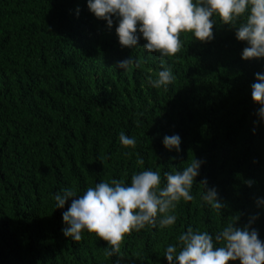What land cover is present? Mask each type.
Segmentation results:
<instances>
[{
  "label": "trees",
  "instance_id": "1",
  "mask_svg": "<svg viewBox=\"0 0 264 264\" xmlns=\"http://www.w3.org/2000/svg\"><path fill=\"white\" fill-rule=\"evenodd\" d=\"M112 18L109 28L88 0H0V264H169L166 247L189 226L214 236L228 223L243 229L252 216L264 242V204L256 202L264 199V119L251 95L264 58L244 60L247 42L214 15L213 39L181 33V50L162 64L139 30L138 45L122 47ZM129 58L140 67L117 66ZM164 68L175 80L154 88L149 77ZM121 132L135 147L120 143ZM173 134L179 152L163 143ZM195 158L205 163L174 225L133 230L111 256L95 233L64 235L73 198L56 208V193L82 195L113 179L127 185L144 170L157 171L164 188L166 172ZM212 187L219 211L203 200Z\"/></svg>",
  "mask_w": 264,
  "mask_h": 264
},
{
  "label": "clouds",
  "instance_id": "2",
  "mask_svg": "<svg viewBox=\"0 0 264 264\" xmlns=\"http://www.w3.org/2000/svg\"><path fill=\"white\" fill-rule=\"evenodd\" d=\"M88 8L97 18L106 20L109 28L113 25L112 17L119 18L116 32L122 47H136L139 30L147 41L143 48L149 53H160L162 64L165 63L163 57L174 56L181 50V33H192L199 41L213 39L214 15L223 24L237 28V39L247 42L242 52L244 60L264 58V0H88ZM241 17L244 20L237 27ZM133 64L140 67L139 61L131 58L119 61L117 66L128 69ZM255 77L251 95L253 101L261 105L257 109L258 117L264 119V74L257 72ZM174 80L169 68L159 71L156 79L149 77V83L157 89L167 87ZM119 141L125 147L136 145V139L123 132ZM163 143L169 150L175 148L179 152L181 137L178 134L165 136ZM138 163L142 165L144 161L140 159ZM203 163L204 160L195 158L182 171L166 172L164 188L160 187V174L153 170L134 174L127 185L116 179L98 183L88 187L82 195H77L74 188H66L54 197L56 208H63L67 200L73 198L69 209L63 213L69 227L62 231L66 237L79 241L86 229L108 243L111 251H107V255L118 253L124 237L133 230L139 231L146 225L156 227L157 220L160 229L176 223L177 204L181 199L193 200L191 189ZM201 183L206 186L207 180ZM247 183L251 186L253 181ZM203 200L217 211L224 207L215 187L205 191ZM256 202L259 206L264 204V199L257 198ZM257 218L250 217L243 229L228 223L214 236L189 226L177 236L178 243L166 247L164 255L169 264L174 260L178 264H230L237 260L240 264H264V242L259 239L258 231L251 228Z\"/></svg>",
  "mask_w": 264,
  "mask_h": 264
}]
</instances>
